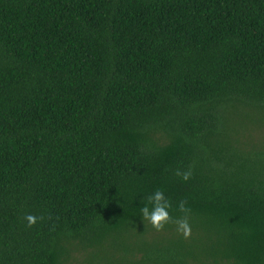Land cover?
<instances>
[{
    "label": "trees",
    "instance_id": "obj_1",
    "mask_svg": "<svg viewBox=\"0 0 264 264\" xmlns=\"http://www.w3.org/2000/svg\"><path fill=\"white\" fill-rule=\"evenodd\" d=\"M244 110L264 0H0V264H264ZM158 189L190 238L143 221Z\"/></svg>",
    "mask_w": 264,
    "mask_h": 264
},
{
    "label": "clouds",
    "instance_id": "obj_2",
    "mask_svg": "<svg viewBox=\"0 0 264 264\" xmlns=\"http://www.w3.org/2000/svg\"><path fill=\"white\" fill-rule=\"evenodd\" d=\"M176 175L180 176L184 181H188L191 176V170L176 171ZM187 201H181L179 204V211L184 213L180 218L174 219L170 213L172 209L171 201L165 196L161 190H156L153 194L148 196L147 203L141 208V215L143 221H148L157 231H163L165 226L169 223L176 225L178 233L182 234L185 239L191 237L192 230L189 222L190 208L186 207ZM29 227H33L38 221L43 220V217H37L32 214L25 216Z\"/></svg>",
    "mask_w": 264,
    "mask_h": 264
},
{
    "label": "rangeland",
    "instance_id": "obj_3",
    "mask_svg": "<svg viewBox=\"0 0 264 264\" xmlns=\"http://www.w3.org/2000/svg\"><path fill=\"white\" fill-rule=\"evenodd\" d=\"M241 115L235 118V121H243L246 130L243 132V139L247 136L246 148H255L256 150L264 146V116L257 114L255 111L244 110ZM238 126V122L236 124ZM254 143V144H253ZM257 153V152H252Z\"/></svg>",
    "mask_w": 264,
    "mask_h": 264
}]
</instances>
